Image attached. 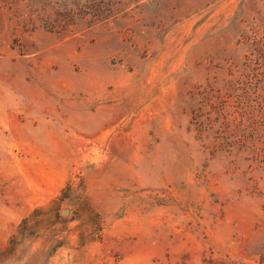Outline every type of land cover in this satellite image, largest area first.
I'll list each match as a JSON object with an SVG mask.
<instances>
[{"label":"rangeland","instance_id":"obj_1","mask_svg":"<svg viewBox=\"0 0 264 264\" xmlns=\"http://www.w3.org/2000/svg\"><path fill=\"white\" fill-rule=\"evenodd\" d=\"M0 264H264V0H0Z\"/></svg>","mask_w":264,"mask_h":264}]
</instances>
